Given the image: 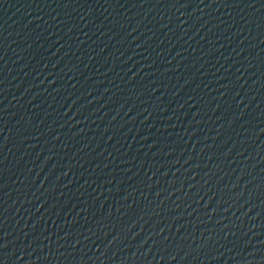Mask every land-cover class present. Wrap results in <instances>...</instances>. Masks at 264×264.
Here are the masks:
<instances>
[{
	"label": "water",
	"instance_id": "obj_1",
	"mask_svg": "<svg viewBox=\"0 0 264 264\" xmlns=\"http://www.w3.org/2000/svg\"><path fill=\"white\" fill-rule=\"evenodd\" d=\"M0 264H264V0H0Z\"/></svg>",
	"mask_w": 264,
	"mask_h": 264
}]
</instances>
